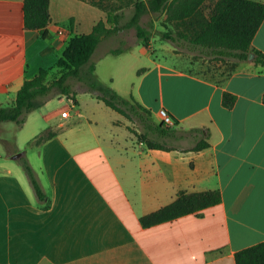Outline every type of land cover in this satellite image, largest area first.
I'll use <instances>...</instances> for the list:
<instances>
[{
    "label": "crops",
    "instance_id": "crops-1",
    "mask_svg": "<svg viewBox=\"0 0 264 264\" xmlns=\"http://www.w3.org/2000/svg\"><path fill=\"white\" fill-rule=\"evenodd\" d=\"M49 14L43 38L25 29L23 0H0L1 104H11L41 69L57 78L70 39L107 20L105 11L81 0H49ZM104 41L93 57L109 52ZM252 46L264 54V19ZM142 48L148 65L126 98L149 110L156 124L159 110H167L176 125L164 140L175 143L152 150L128 136L118 139L113 122L102 128L94 115L102 102L88 94L73 102L57 98L66 118L46 108L55 105L47 101L21 129L32 125L25 136L36 150L28 162L50 207L39 206L27 175L8 160L17 159L6 155L0 264H235L238 251L264 242V70L242 64L217 84ZM225 92L235 96L229 108ZM47 130L51 138L35 144ZM200 140L208 147L196 151ZM216 189L217 205L150 227L140 222L180 191Z\"/></svg>",
    "mask_w": 264,
    "mask_h": 264
},
{
    "label": "trees",
    "instance_id": "trees-1",
    "mask_svg": "<svg viewBox=\"0 0 264 264\" xmlns=\"http://www.w3.org/2000/svg\"><path fill=\"white\" fill-rule=\"evenodd\" d=\"M107 13V20H100L90 33L75 36L65 47L57 62L59 76L48 84L47 70L26 80L11 104L0 103V123L14 122L20 130L27 116L50 100L53 90L59 96L75 101L79 93H89L106 107L128 120L134 117L140 122L143 132L139 140L148 149L169 150L162 141L169 135L163 123L156 124L150 112L133 97H123L109 86L98 81L93 55L99 44L108 38H116L120 45L126 44L120 35L133 29L140 44L149 48L151 32L143 24L145 15L164 14L166 23L172 25L161 31L162 40L171 41L176 47L216 61H232L229 72L221 79H213L192 71L217 84H221L238 68L249 64L259 72L264 70V54L252 46V40L264 19V3L258 0H81ZM130 12V14L127 13ZM51 21L49 0H23V22L25 29L38 30L46 36V27ZM124 48V47H123ZM116 54L120 50L110 49ZM253 58L249 60V54ZM70 79L83 83V90L76 91ZM235 96L223 94V105L231 107ZM51 132H43L35 140L42 143L51 138ZM163 139V140H162ZM208 147L205 140L197 142L194 150ZM33 188L36 201L43 210L50 207L48 195L37 181L35 173L25 157L18 159ZM221 202L219 190L187 193L180 191L171 203L141 217L144 227H150L178 217L197 213ZM235 264H264V242L248 247L235 254Z\"/></svg>",
    "mask_w": 264,
    "mask_h": 264
},
{
    "label": "rangeland",
    "instance_id": "rangeland-1",
    "mask_svg": "<svg viewBox=\"0 0 264 264\" xmlns=\"http://www.w3.org/2000/svg\"><path fill=\"white\" fill-rule=\"evenodd\" d=\"M127 13L130 14L129 11H127ZM142 22L151 32L150 45L147 52H149L153 58L164 61L167 64H172L179 69L189 70L217 80L223 78L229 72L231 65L233 64L232 61L224 62L208 59L199 55L198 52H190L186 48L176 47L171 41L162 40L160 37L161 31L173 27L169 23H166L164 14L145 15L142 18ZM119 38H124L126 42L125 46L120 45L116 38L105 39L102 46L104 48L108 46L110 49L118 48L120 50L119 53H96L93 57L96 66L94 76L98 81L109 86L120 95L128 97V90L134 88L139 72L147 67L149 56L144 53L142 45L137 44L140 42L137 40L133 29L120 35ZM55 70L56 68H54V72ZM54 79L55 76H50L46 82L50 84ZM70 84L76 91L80 92L83 90V83L76 79H70ZM82 93H79L78 95H81ZM84 94L90 95L89 93ZM90 96L93 97L92 95ZM50 97L51 104L55 105L46 108H54L55 106L57 110H53V112L58 111L62 118L68 117L69 113L66 114L67 110L61 109L64 103L59 102L57 99L61 97L59 96V91L53 90ZM99 104V109L95 110L94 115L102 118L100 119L102 128L105 127V124L108 122H110L111 125L113 122V132L118 134V139L128 136L134 141L140 142L139 136L144 132L138 119L134 117L133 119L128 120L126 117L107 108L104 104ZM37 112L38 113L36 114H40L42 111L38 110ZM31 126L30 123L25 129L17 130L14 122L0 123V163H2V160L6 155L9 158H12V156L16 154V147L20 149V153L25 152V159L27 161L28 159L32 160L33 153L36 149L34 146L28 144L27 136H25L26 132L31 130ZM46 132L50 131L47 130ZM16 136H18L17 141L15 140ZM2 139L7 140L8 142L6 141V143H4ZM162 142L165 145L175 143L173 140H164ZM8 160H10L9 162H11L13 166L18 167L23 174H26L18 159Z\"/></svg>",
    "mask_w": 264,
    "mask_h": 264
},
{
    "label": "built area",
    "instance_id": "built-area-1",
    "mask_svg": "<svg viewBox=\"0 0 264 264\" xmlns=\"http://www.w3.org/2000/svg\"><path fill=\"white\" fill-rule=\"evenodd\" d=\"M59 34H64L63 30L59 31ZM73 102V101H72ZM159 116L161 118V122L167 127H174L176 125L175 119L169 114V112L165 109L159 110Z\"/></svg>",
    "mask_w": 264,
    "mask_h": 264
},
{
    "label": "water",
    "instance_id": "water-1",
    "mask_svg": "<svg viewBox=\"0 0 264 264\" xmlns=\"http://www.w3.org/2000/svg\"><path fill=\"white\" fill-rule=\"evenodd\" d=\"M253 58V54L252 53H250L249 54V60H251ZM22 157V153H16V154H14L13 156H12V159H19V158H21Z\"/></svg>",
    "mask_w": 264,
    "mask_h": 264
}]
</instances>
